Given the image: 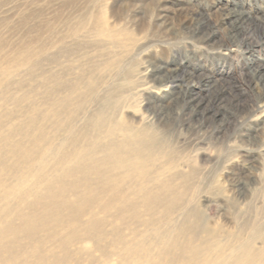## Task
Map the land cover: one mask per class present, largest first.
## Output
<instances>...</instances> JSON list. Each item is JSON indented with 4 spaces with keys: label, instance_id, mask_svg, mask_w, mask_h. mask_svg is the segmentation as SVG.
Here are the masks:
<instances>
[{
    "label": "rangeland",
    "instance_id": "1",
    "mask_svg": "<svg viewBox=\"0 0 264 264\" xmlns=\"http://www.w3.org/2000/svg\"><path fill=\"white\" fill-rule=\"evenodd\" d=\"M230 10L248 14L236 35L224 19ZM263 65L264 0H0V94L28 92L45 111L49 71L69 68L75 80L91 67L98 93L126 105L120 117L163 138L153 166L174 160L195 170L177 185L197 194L205 223L220 229H235L237 212L264 223V86L253 79ZM159 66L179 72L169 78Z\"/></svg>",
    "mask_w": 264,
    "mask_h": 264
},
{
    "label": "bare ground",
    "instance_id": "2",
    "mask_svg": "<svg viewBox=\"0 0 264 264\" xmlns=\"http://www.w3.org/2000/svg\"><path fill=\"white\" fill-rule=\"evenodd\" d=\"M225 15L233 35L248 19L242 10ZM80 69L75 80L69 68L49 71L45 111L28 92L0 94L18 108L0 107V264H264V223L238 212L233 230L205 223L197 194L177 185L195 170L174 160L153 166L163 138L120 117L123 100L99 94L92 68ZM16 70L5 72L9 80ZM253 75L264 86V65ZM88 103L96 107L85 112Z\"/></svg>",
    "mask_w": 264,
    "mask_h": 264
}]
</instances>
